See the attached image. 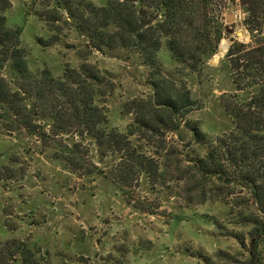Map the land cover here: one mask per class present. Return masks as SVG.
Returning a JSON list of instances; mask_svg holds the SVG:
<instances>
[{
	"label": "rangeland",
	"instance_id": "rangeland-1",
	"mask_svg": "<svg viewBox=\"0 0 264 264\" xmlns=\"http://www.w3.org/2000/svg\"><path fill=\"white\" fill-rule=\"evenodd\" d=\"M91 1L98 7L108 0ZM10 2L7 24L21 31L29 71L48 70L62 77L67 70L80 71L83 63L98 68L104 77L101 88L110 89L101 99L108 126L134 131L133 143L157 150L166 172L152 181L142 174L125 196L103 173L71 168L62 157L66 135H53L47 126L50 135L41 139L24 129L9 130L0 118V248L5 253L0 262L22 264L16 246L12 253L3 247L16 241L26 244L34 264H246L248 228L233 222L223 201L191 193L180 179L194 150L205 149L195 145L185 126L178 132L148 133L152 141L137 132V104L152 100L149 82L159 78L151 76L156 70L128 49L88 47L87 36L69 17L63 0ZM224 18V37L201 72L179 74L165 43L158 53L162 73L184 82L198 101V109L187 119L197 122L211 139L232 128L220 104V96L234 89L226 52L233 40H251L239 5L230 6ZM223 42L228 43L225 51ZM2 73L16 88L20 77L10 63ZM89 143L86 158L118 178L116 161L99 162L96 147ZM127 197L145 201L151 212L128 203Z\"/></svg>",
	"mask_w": 264,
	"mask_h": 264
},
{
	"label": "trees",
	"instance_id": "trees-1",
	"mask_svg": "<svg viewBox=\"0 0 264 264\" xmlns=\"http://www.w3.org/2000/svg\"><path fill=\"white\" fill-rule=\"evenodd\" d=\"M63 4L87 36L88 47L97 51L128 49L156 70L151 76L158 74L159 78L149 82L152 100L137 104L141 113L135 119L137 132L148 138V133L161 129L178 132L185 126L195 145L205 152L194 150L180 179L191 193L228 206L233 222L248 228L245 263L264 264V0H108L98 7L91 0H63ZM10 5V0H0V118L8 129H24L44 139L50 135L46 131L50 126L53 135H66L62 157L71 168L103 173L125 196L128 187L138 185L142 174L151 181L160 178L166 165L159 160V152L133 143L130 136L134 131L108 126L101 99L110 89L101 88L104 77L98 68L83 63L80 71L67 70L62 77L48 70L29 71L21 31L7 24L5 12ZM232 5L243 9L251 40H233L226 52L234 89L220 96V104L232 128L211 139L197 122L187 119L198 109V101L184 82L162 73L158 53L165 43L179 65V74L201 72L218 50L225 32L224 15ZM6 63L20 77L14 89L2 73ZM89 140L99 162L116 161L118 178L86 158ZM126 201L151 212L145 201L134 202L131 197ZM14 246L22 253V264H34L24 242L3 245L9 253ZM1 254L5 253L0 248Z\"/></svg>",
	"mask_w": 264,
	"mask_h": 264
},
{
	"label": "bare ground",
	"instance_id": "bare-ground-1",
	"mask_svg": "<svg viewBox=\"0 0 264 264\" xmlns=\"http://www.w3.org/2000/svg\"><path fill=\"white\" fill-rule=\"evenodd\" d=\"M224 40V39H223ZM227 45H228V43L227 42H223L222 44H221V48L223 47L224 49V51L227 49Z\"/></svg>",
	"mask_w": 264,
	"mask_h": 264
},
{
	"label": "water",
	"instance_id": "water-1",
	"mask_svg": "<svg viewBox=\"0 0 264 264\" xmlns=\"http://www.w3.org/2000/svg\"><path fill=\"white\" fill-rule=\"evenodd\" d=\"M245 34H248V33L245 32Z\"/></svg>",
	"mask_w": 264,
	"mask_h": 264
}]
</instances>
